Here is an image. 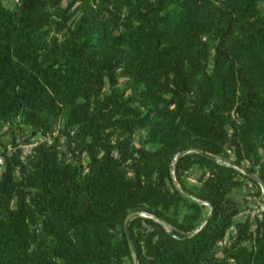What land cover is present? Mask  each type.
<instances>
[{"label":"trees","instance_id":"16d2710c","mask_svg":"<svg viewBox=\"0 0 264 264\" xmlns=\"http://www.w3.org/2000/svg\"><path fill=\"white\" fill-rule=\"evenodd\" d=\"M263 3L0 0V264H264Z\"/></svg>","mask_w":264,"mask_h":264},{"label":"rangeland","instance_id":"374dc122","mask_svg":"<svg viewBox=\"0 0 264 264\" xmlns=\"http://www.w3.org/2000/svg\"><path fill=\"white\" fill-rule=\"evenodd\" d=\"M4 1L5 3L9 5H13L16 0H4ZM262 7L264 8V3ZM122 81H124V79H122ZM60 120L62 121L61 117H60ZM59 123L60 122H58V124ZM15 125H16L15 127L16 137L20 141L19 145L23 148V151L26 155L32 152L33 146L36 143L46 139L47 134L45 133L31 134L30 127L24 121H22L19 117L16 119ZM10 135L11 133L9 132L6 135V137ZM27 135H29L30 137L29 141L24 140ZM50 137H53V135H51ZM145 138H146V129L145 128L138 129L137 132L135 133V142L137 144H142ZM12 146H13L12 143H10L9 147L11 148ZM60 147L61 149L62 148L65 149L64 145L63 146L60 145ZM69 158H72L71 153H69ZM188 177L191 181L195 180L196 179L195 171H193L192 173H189ZM256 190L257 188L255 187V185H253L252 182H249V184L246 185L245 187L232 191L231 196L234 199H236L238 203H240L241 205L245 207V209L237 215L236 217L237 219L244 218L247 214H252L254 216L257 213H261L262 210L264 209V201L261 202V197H258V195L255 194ZM262 191L264 192V186H262ZM204 202L207 203V201H204ZM142 213L149 214V212L147 211H142ZM254 226L255 224H253V227ZM236 230H237V227L232 226L227 233L228 239L227 238L226 239L229 240L230 235L235 233ZM224 243H225V240H224Z\"/></svg>","mask_w":264,"mask_h":264},{"label":"water","instance_id":"95a60500","mask_svg":"<svg viewBox=\"0 0 264 264\" xmlns=\"http://www.w3.org/2000/svg\"><path fill=\"white\" fill-rule=\"evenodd\" d=\"M205 153H206L207 155H209V156L215 158V159H219V157H218L217 155H215V154H212V153H209V152H205ZM240 169H242L243 171H245V169L242 168V167H240ZM261 202H263V197H261ZM138 214H144V213H142V212H137V213H135L134 215H138ZM211 214H212V210H211V212L209 213V215H208L207 218H209V217L211 216ZM134 215H132L131 217H129L128 220H127V222H126L127 233H128V236H129V238H130V241H131L132 245H133V239H132V235H131V232H130L129 221H130V219H131ZM204 222H205V221H204ZM202 225H203V224H201L200 227H201ZM198 229H199V228H198ZM136 261L138 262L137 256H136Z\"/></svg>","mask_w":264,"mask_h":264},{"label":"built area","instance_id":"2783aa9c","mask_svg":"<svg viewBox=\"0 0 264 264\" xmlns=\"http://www.w3.org/2000/svg\"><path fill=\"white\" fill-rule=\"evenodd\" d=\"M233 114L235 115V112L233 111ZM51 134H47L46 135V139H48L49 142H51L53 140V137H50ZM229 151L231 152L232 156L234 155L233 152L231 151V149H229ZM0 161L2 162V158H0ZM226 241V240H225Z\"/></svg>","mask_w":264,"mask_h":264}]
</instances>
